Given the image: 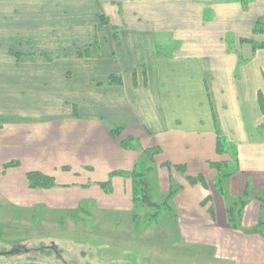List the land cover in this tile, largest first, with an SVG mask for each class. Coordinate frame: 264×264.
I'll return each instance as SVG.
<instances>
[{
    "label": "crops",
    "instance_id": "obj_1",
    "mask_svg": "<svg viewBox=\"0 0 264 264\" xmlns=\"http://www.w3.org/2000/svg\"><path fill=\"white\" fill-rule=\"evenodd\" d=\"M110 1L109 11L117 10L122 22L92 28L85 45L90 54L65 72L69 78L73 71L75 80L63 81L56 67L68 55L30 53L54 70L34 79L23 75L25 100L14 107L25 109L24 116L0 112L18 119L0 128V196L22 209L63 212L93 203L131 211L132 176L116 174L142 165L141 149L121 145L131 137L145 150L160 148L141 169L159 202V195L178 191L173 202L185 242L234 264H264V204L257 199L264 192V47L240 41L264 42V34L254 35L264 0L247 7L240 0ZM46 3L61 7L57 15L67 13L65 0ZM44 10L43 16L55 14L49 5ZM117 126L120 138L110 132ZM220 135L236 149L237 164L231 154L217 153ZM221 162L238 166L225 182L229 199L214 185L220 175L212 163ZM30 172L56 185L32 188ZM189 178L200 179L192 184ZM246 193L241 222L249 233L235 230L227 211Z\"/></svg>",
    "mask_w": 264,
    "mask_h": 264
},
{
    "label": "rangeland",
    "instance_id": "obj_2",
    "mask_svg": "<svg viewBox=\"0 0 264 264\" xmlns=\"http://www.w3.org/2000/svg\"><path fill=\"white\" fill-rule=\"evenodd\" d=\"M46 1L0 0V112L24 116L25 109L14 107L25 100L23 75L34 79L42 71L46 75L54 70L42 58H28L30 53L68 55L56 67L64 71L62 80L71 82L76 75L72 71L68 81L65 72L80 57L76 55L78 49L90 42L87 36L92 28L122 22L117 10L109 11L110 0L85 4L82 0H65V15H57L61 7ZM33 2L36 8L31 11ZM46 5L54 16H43ZM114 38H119L118 33ZM18 52H23L22 60ZM14 101L13 106L8 105ZM176 195L171 199L166 193L159 195L160 200L170 203L163 216L149 223L146 217L156 208L144 205L134 217L133 202L131 211L104 210L86 203L85 210L59 212L43 205L22 209L0 196V253L15 251L0 254V264H234L214 257L212 250L184 241L173 202ZM228 195L223 194L229 199ZM243 209L240 213L236 208L233 218L242 229L232 225L229 212L228 219L235 230L249 233L242 226Z\"/></svg>",
    "mask_w": 264,
    "mask_h": 264
},
{
    "label": "trees",
    "instance_id": "obj_3",
    "mask_svg": "<svg viewBox=\"0 0 264 264\" xmlns=\"http://www.w3.org/2000/svg\"><path fill=\"white\" fill-rule=\"evenodd\" d=\"M245 7H247L249 4L250 0H240ZM254 35H262L264 34V16H261V18H259L254 26ZM115 37L117 38V32L115 30L114 32ZM241 42H247V43H251L253 46V50H257L260 49L262 47H264V42H258L256 41L254 38H250V39H241ZM91 51V46L89 47H85V48H79L77 51L78 57H85L88 54H90ZM19 54V53H18ZM20 55V54H19ZM43 58L48 59V60H54L55 58H53V56L49 55V54H45L43 55ZM117 76H111V81L115 82ZM260 98H259V103H260V107L262 108V111L264 113V96L259 94ZM15 121H18V119L16 118H9V117H5V116H0V128L5 124V123H13ZM110 132L111 135L114 136L115 138H120L121 134L123 132V128L121 126H117V127H111L110 128ZM217 153L221 154L224 152H227L229 154H231L233 156V160L235 162V164H237L238 162V154L236 149L234 148V146L230 147V144L227 143V141L220 135L217 139ZM121 145L122 147L126 148V149H134V150H142V161L139 167L135 168L134 171H132L131 173H126L123 171H118V173L116 174H121L124 176H132V179L134 181V187H133V204H134V208L131 212V215H133L134 217H136V212L138 209L143 208L144 205L148 206L151 209L156 208L155 212H153L152 214H148V216L146 217V221L149 223L151 221V219L158 217V216H163L165 214L166 209L168 208V205L170 202H168L166 200L163 202H159L158 200H156L155 198L152 197L151 192H149L148 186V179L146 177V172L141 169L143 168V166L145 165L146 159L148 160H152V158H154V155L160 152V148H152V149H147L145 150L142 146H139V143L131 137H128V139H123L121 141ZM17 164V163H15ZM15 164H11V165H7V167L10 166H14ZM212 166H214L220 175V179L217 180V182H215V188L223 195L226 194V191L224 189L225 187V182L226 180L233 175V173H235L238 169L237 167H230L227 163H212ZM228 169H226V167H228ZM176 168H178L179 171L185 172V168L182 166H177ZM191 180L192 184L198 183V180L200 179H194V178H189ZM28 181H29V186H31L32 188H39V187H43V188H50L52 186H55V182L54 180L50 177H47L41 173H34V172H30L28 173ZM177 193V190H172L169 194H167L166 196L168 197V199H171L175 194ZM257 199H259L263 204H264V192H262ZM236 201H234V203H230L229 207H228V212H229V219L230 222L232 223V225L236 228H241L240 222L237 220H234V210L236 208H238V211H242L243 207L246 205L248 199H247V193L245 196L240 197L235 199ZM79 209H84L85 207H80ZM159 209V211H157ZM78 210V209H77Z\"/></svg>",
    "mask_w": 264,
    "mask_h": 264
},
{
    "label": "water",
    "instance_id": "obj_4",
    "mask_svg": "<svg viewBox=\"0 0 264 264\" xmlns=\"http://www.w3.org/2000/svg\"><path fill=\"white\" fill-rule=\"evenodd\" d=\"M15 251H7V252H4V253H0L1 255H7V254H13Z\"/></svg>",
    "mask_w": 264,
    "mask_h": 264
}]
</instances>
